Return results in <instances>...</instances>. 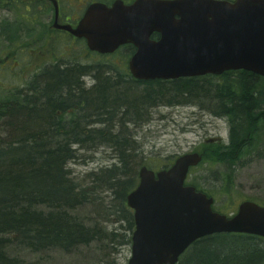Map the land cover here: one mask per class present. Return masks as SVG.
<instances>
[{
	"label": "trees",
	"instance_id": "1",
	"mask_svg": "<svg viewBox=\"0 0 264 264\" xmlns=\"http://www.w3.org/2000/svg\"><path fill=\"white\" fill-rule=\"evenodd\" d=\"M17 2L0 0V8H12ZM123 48L128 54L134 51L132 45ZM91 67L63 66L56 59L37 70L29 83L36 96L0 97V264H29L34 254L79 246L77 237L85 231L78 224L79 215L90 206L106 221L113 216L114 222L126 223L133 232L135 220L127 196L140 178L135 143L126 128L127 122L137 121L130 111L139 118L156 99L175 97L206 104L211 113L226 118L229 143L208 155L203 151L198 165L214 158L218 165L213 177L222 183L218 189L226 196L234 187L240 156L264 119V76L248 70L145 81L134 78L127 65L122 70L112 65L106 84L95 78L96 84L87 88L79 77ZM111 81L120 85L109 86ZM97 140L116 151L117 161L89 172L82 179L85 184L70 179L68 161L77 157L80 147ZM190 184L211 196L199 183ZM104 228L100 237L117 242L118 232ZM124 241L131 243L132 234ZM178 264H264V238L245 233L209 235L197 240Z\"/></svg>",
	"mask_w": 264,
	"mask_h": 264
},
{
	"label": "water",
	"instance_id": "2",
	"mask_svg": "<svg viewBox=\"0 0 264 264\" xmlns=\"http://www.w3.org/2000/svg\"><path fill=\"white\" fill-rule=\"evenodd\" d=\"M54 27L84 38L90 50L113 53L131 43L132 75L139 80L177 79L228 70L264 76V0H114L90 3L76 26ZM159 33L158 39L152 35ZM203 155L186 153L168 168L143 166L127 196L134 211L128 264H178L199 239L218 233L264 238V205L244 200L233 216L214 210L215 199L186 184Z\"/></svg>",
	"mask_w": 264,
	"mask_h": 264
},
{
	"label": "rangeland",
	"instance_id": "3",
	"mask_svg": "<svg viewBox=\"0 0 264 264\" xmlns=\"http://www.w3.org/2000/svg\"><path fill=\"white\" fill-rule=\"evenodd\" d=\"M18 1L12 8H0V97L12 99L16 95L20 100L27 94H33L29 89L33 76L37 70L51 65L56 59L63 66L76 63L92 66L81 71L88 76L80 73L79 77L87 88L96 84L95 78L99 79L101 85L106 84L107 76L112 75L109 74L112 65L125 69L131 54L123 47L113 54L101 55L91 52L82 40L53 30L52 1ZM59 1L61 24H67L65 20L78 21L88 3L86 0ZM8 30L14 32L8 33ZM97 65L104 67L97 70ZM112 81L108 82L109 86L120 85ZM174 98L156 99L152 106L144 108V115L139 118L130 111V116L137 118V121L127 122L126 128L129 138L135 143L133 152L137 153L138 172L144 162L149 168L159 170L183 154L205 151L208 155L216 146L229 142L226 118L211 113L206 104L200 105L193 99ZM253 135V143L240 156L235 184L228 196L220 193L218 188L222 183L213 177V169L218 165L214 158L210 163L190 171L188 177L187 183H199L208 190L215 198L214 209L228 216H233L244 200L264 204V119L260 120L258 130ZM101 141L97 140L88 148L78 150L79 156L67 164L76 182H82L89 172L98 170L104 164L117 161L116 151L106 143L101 144ZM79 217L78 224L85 230L81 237H77L79 246L69 251L34 254L29 264H128L132 255L131 243L124 240L132 232L126 223L114 222L113 216L106 221L107 218L91 206ZM103 226L109 231L118 232L117 242H107L100 237L105 229Z\"/></svg>",
	"mask_w": 264,
	"mask_h": 264
},
{
	"label": "bare ground",
	"instance_id": "4",
	"mask_svg": "<svg viewBox=\"0 0 264 264\" xmlns=\"http://www.w3.org/2000/svg\"><path fill=\"white\" fill-rule=\"evenodd\" d=\"M52 28H53V30H57L56 28H54L53 26H52ZM58 31V30H57ZM8 33H9V31H7ZM64 33V32H63ZM70 33V32H69ZM64 34H66L67 36H71L72 38H76L75 36H73V35H71V34H67V33H64ZM75 65H83V64H78V63H76ZM83 66H88L87 64H85V65H83ZM82 73V72H81ZM83 74V73H82ZM86 73H84L83 75L84 76H88V74L87 75H85ZM34 94V96H36L35 95V92L33 93ZM34 96L33 97H30L29 98V100L31 101V105H32V103L35 101L34 100ZM71 111V110H70ZM59 115L61 114V111L60 110H58V112H57ZM213 140H216V139H213ZM229 143V142H228ZM89 146H84V147H78L79 149L78 150H83V149H85V148H88ZM79 156V155H78ZM77 156V157H78ZM143 159H141V161H142ZM140 161V162H141ZM70 162V160L68 161V163ZM67 163V164H68ZM142 165V164H141ZM106 166H108V165H103V166H101L100 168H98V170H100L101 168H103V167H106ZM143 166H146L145 164L144 165H142L141 167H140V169L143 167ZM148 167V166H147ZM66 168V171H67V173H68V177H70V179H72V178H75V177H72V174H71V170L66 166L65 167ZM98 170H95V171H98ZM94 171V172H95ZM133 191V190H132ZM260 205H263V204H260ZM238 210V209H237ZM106 227V226H105ZM103 228H104V226H103ZM218 234H220V233H218ZM187 252V251H186ZM179 263V262H178Z\"/></svg>",
	"mask_w": 264,
	"mask_h": 264
},
{
	"label": "flooded vegetation",
	"instance_id": "5",
	"mask_svg": "<svg viewBox=\"0 0 264 264\" xmlns=\"http://www.w3.org/2000/svg\"><path fill=\"white\" fill-rule=\"evenodd\" d=\"M59 21H61V15L59 16ZM69 20H65V23H70V24H72V26H76V24L78 23V21H76V22H68ZM64 23V22H63ZM64 33H68V32H65V31H63ZM70 34V33H69ZM133 48H134V51H133V53L136 51V48L133 46ZM132 53V54H133ZM131 54V55H132ZM130 60V59H129ZM129 60H128V62H127V65H128V63H129Z\"/></svg>",
	"mask_w": 264,
	"mask_h": 264
}]
</instances>
